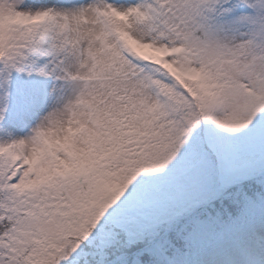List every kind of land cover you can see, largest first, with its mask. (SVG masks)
<instances>
[{
  "label": "snow or ice",
  "instance_id": "6c2138e0",
  "mask_svg": "<svg viewBox=\"0 0 264 264\" xmlns=\"http://www.w3.org/2000/svg\"><path fill=\"white\" fill-rule=\"evenodd\" d=\"M0 264H264V0H0Z\"/></svg>",
  "mask_w": 264,
  "mask_h": 264
}]
</instances>
